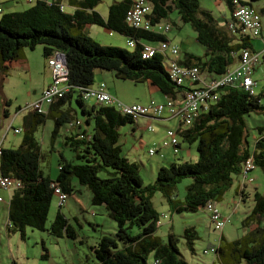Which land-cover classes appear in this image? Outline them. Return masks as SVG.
Masks as SVG:
<instances>
[{
  "label": "trees",
  "instance_id": "obj_1",
  "mask_svg": "<svg viewBox=\"0 0 264 264\" xmlns=\"http://www.w3.org/2000/svg\"><path fill=\"white\" fill-rule=\"evenodd\" d=\"M218 1L230 13L222 22L210 11L201 9L199 0H145L150 7L145 16L150 23L148 30L126 23V14L135 0L113 3L107 17L96 10L102 0L37 1L22 12H7L6 8L0 7V71L3 75L21 64L26 49L34 50L37 46H42L48 60L62 54L67 67L65 86L68 90L45 105L43 112L25 108L22 143L18 148L3 146L0 175L21 182L8 207L11 233H19L24 239L27 228L45 231L55 189L59 188L69 198L77 194L74 190L77 185L88 190L91 205L103 207L115 227L111 235L102 236L89 248L95 264H148L151 256L156 264H188L181 256L178 244L183 240L187 250L194 254V244L199 238L195 229L186 228L182 236L169 233L167 241H163L157 234L160 218L169 216L158 213L152 204L153 196L160 193L171 213L208 214L206 205L213 202L218 206L233 182L240 178L237 196L241 198L233 202L232 210L247 203L245 190L255 184L253 172L260 170L264 176V130L258 129L259 137L251 147L245 117L264 112L262 95L256 96L255 92L251 95L238 84L230 85L219 90L217 101L207 111L199 112L190 126L182 125L177 119L178 139L187 144L197 143V161L182 160L161 167L152 185H144L137 164L122 154L119 145L121 129L136 121L113 107L93 101V105L86 108L88 101L81 95L95 85L98 71H106L112 72L117 80L151 84L167 99L180 101L189 86H177L169 79L163 64L169 56L157 54L150 60L141 59L144 45L169 42L165 35L168 32H160L157 26L163 23H168L171 28L178 26L170 18L173 11L177 13L178 22L192 27L196 42L205 49L203 56L185 53L183 60L178 61L180 65L197 67L202 76L219 78L239 63L243 51L257 53L252 46L254 38L243 33L234 19L238 5L253 8L249 0ZM70 8L72 13L68 12ZM259 14L264 15V9ZM232 24L234 29L230 28ZM86 26H99L111 34L124 36L134 42V47L128 51L102 46L85 33ZM75 95L87 118V126L92 124L90 131L78 121L77 112L72 108ZM48 119L54 121L52 149L61 127L66 125L69 129L64 137L73 135L65 145L75 153L74 160L61 158L55 180L39 170L40 144L35 137ZM174 147L175 152L178 151L180 142ZM249 160L253 169L244 174ZM106 170L110 178L101 179L99 173ZM244 177L252 182L244 181ZM184 181L189 182L180 201L178 186ZM252 198L253 206L246 212L242 226L244 232L247 228L253 230L234 241L221 237L218 246L211 250L216 254V264H241L243 260L245 264H264V225L256 220L264 219V196L255 192ZM135 228L137 233L133 234ZM48 232L54 238L66 237L73 241L77 238L61 211L57 212ZM43 251L42 258H49L45 248Z\"/></svg>",
  "mask_w": 264,
  "mask_h": 264
},
{
  "label": "rangeland",
  "instance_id": "obj_2",
  "mask_svg": "<svg viewBox=\"0 0 264 264\" xmlns=\"http://www.w3.org/2000/svg\"><path fill=\"white\" fill-rule=\"evenodd\" d=\"M12 1L16 3L15 6L18 8V12L25 11L32 6V4L24 3L23 0ZM62 1L66 3L68 0ZM120 1L122 0H102L96 10L103 17H107L109 6ZM216 1L218 0H199V3L201 9L210 11L219 22H222L224 18H229L230 13L224 4L220 2L216 4ZM249 2L255 9L264 7V0H249ZM6 4L7 0H0V7L5 8ZM1 16L2 14H0V17ZM177 17L176 11H173L170 15L173 21H176ZM261 25L262 29H264V15H261ZM88 32L90 37L102 46L117 47L132 51V48L128 46V38L124 36L117 33L110 35L108 30L99 26H90ZM165 35L170 38L173 45L179 48L181 47L179 56L182 55L185 50H189L200 56H203L205 52V49L196 42V33L188 24L182 25L181 28L173 25L171 30ZM253 41L256 45V40ZM24 53L28 64L26 69L17 68L15 70H9L4 75L0 71V126L4 122V125L0 129V139L3 140V146L6 148H18L22 143L24 128L23 120L21 121L20 118L24 114L23 112L26 111L24 110L25 108L40 100V92L51 74V70H49V60L45 59L42 46H37L34 50L26 49ZM260 62L261 64L258 65L253 72L252 78L256 82L254 88L255 95H262L261 104L264 106L263 58H260ZM163 64L166 68V63L164 62ZM98 72L108 75L106 79L110 82L109 86L115 88L112 84L116 78L112 72ZM202 77L205 79L207 78L205 74ZM95 80H98V78ZM116 81H118L117 83L120 85H126L124 86L126 87L125 89L123 86H117V90L124 89L125 91H123L125 93H128L130 90L134 91V89L131 88L134 84L122 82L117 79ZM135 87V90L138 91L137 94L140 96V94L144 95L146 93V98H148V100L159 102L158 100L164 99V96L159 94L154 88L149 87L148 90L147 86L143 85H136ZM77 99V95L72 98V108L77 112L78 121L83 127L90 131L92 124L87 126V118L83 115L81 108L77 104ZM6 103H9V105H6ZM92 105V101L85 102L86 108H90ZM19 108L23 111L19 112ZM3 110L9 114L10 119L5 120ZM13 116L16 117L13 118ZM245 120L248 133L247 139L251 147H253L255 140L259 137L258 129L264 130V112L252 113L246 116ZM48 123L52 124L51 122ZM129 127L130 125L121 129V139L119 142L122 146V154L126 156L131 163H137L144 185L154 184L157 179V173L161 167H169L173 163L181 162L183 160L181 155H188V151L197 155V143H183L181 138H179L181 147H179L176 152L171 145L166 147L163 146V142L165 140L168 141L166 132L169 129H177V119H174L172 122H165L164 124L152 121L153 133L137 128L134 136L128 132L124 134L125 131L123 132V129ZM15 130H22V132L16 134ZM46 130L41 126L35 134L40 144L39 170L44 176L51 175L50 178L55 180L59 173V162L61 158L67 161H73L75 153L69 145L64 144L61 138L57 139V143L52 149L50 146L49 130ZM155 132L159 133V135L156 136L154 134ZM159 145L160 150L150 156L148 153L149 149H159ZM163 157H165V159H163ZM255 173H258L260 177L259 183L251 184L249 187L254 188L256 184H260V194L264 196V183L262 182V180L264 181V176L260 170H255L253 175H255ZM98 176L101 179L110 178L107 170L101 171ZM188 182L189 181H184L178 186L177 198L180 201L184 198L185 188ZM4 191L0 189V196L5 198L4 202L0 203V207L7 204V197ZM86 191L88 193V190ZM230 193L231 191L226 193L225 200L218 205V210L223 218L228 219L225 230L223 229V236H225L228 241H234L246 234L243 230L242 220L245 218L246 212L251 209L253 201L251 198L248 199L247 203L239 204L237 209H235L236 211L231 208L232 212L230 213V210L227 208V201ZM83 197H85V195H83ZM152 204L160 215L164 213L169 216L168 219L160 218L161 224L157 234L163 241H167V236L170 233L167 225H173L171 232L176 233L178 236H182L186 228L193 227L195 229L199 238L194 244V254H191V252L187 250L183 240L178 244L179 252L188 264L217 263L216 254L211 250L213 247L218 246L223 230L219 232L214 229V225L210 221L208 214L202 212L183 214L168 212V208L160 193H156L153 196ZM103 209L99 206H90L86 213L81 212L75 202L70 199H67L61 208L59 207L58 198L55 195L51 203L46 230L37 231L27 228L24 239L19 233H17V236L13 239H11L12 236L8 238L4 227V213L2 209H0V264H95L96 260L89 246L95 245L102 236L111 235V223L113 224ZM58 211L65 214L71 226L74 228L77 236L75 241L66 237L54 238L49 234L48 230ZM166 221H169V223ZM132 233L136 234L137 229L135 228ZM43 248L48 252L49 258H41L44 254ZM204 251H208V253L204 254ZM12 253H14L15 259L11 257ZM148 264H154L152 256L149 257ZM241 264H245V261L243 260Z\"/></svg>",
  "mask_w": 264,
  "mask_h": 264
},
{
  "label": "built area",
  "instance_id": "obj_3",
  "mask_svg": "<svg viewBox=\"0 0 264 264\" xmlns=\"http://www.w3.org/2000/svg\"><path fill=\"white\" fill-rule=\"evenodd\" d=\"M23 1L27 4H33L37 1L44 0ZM149 12L150 7L146 4L145 0H135L133 7L126 14V23L130 27L137 29L140 27H143L145 30L151 29L149 21L145 19L146 14ZM234 19L237 26L242 29L243 33L254 39L261 36V15L255 9L238 5L234 13ZM230 28L234 29L235 26L232 24ZM157 29L160 32L166 33L171 30V27L168 23H163L158 25ZM110 35L112 34L110 33ZM128 46L133 48L134 42L128 40ZM157 54L169 56V59H166V71L169 79L177 86H189V90L184 94L180 101L177 102L168 99L164 104L151 102L148 105H127L111 95L107 91L105 83H98L89 87L81 94L82 98L85 101H93L105 107H113L118 112L134 121L141 118H146L150 121H159L167 116L170 119H178L179 123L182 125L190 126L199 112L207 111L210 105L217 101L218 92L222 88L238 84L246 92L254 95L255 82L252 78V71L256 65H259V53L252 54L249 51H243L239 63L233 69L227 71L219 78H211L209 80L202 77L197 67H185L180 65L176 59H172L180 54V48L173 45L170 41L160 42L155 44V46L151 44L144 45L141 52V59L150 60ZM49 68L52 77L51 83L43 90L40 100L35 104L28 106L27 109L43 112L45 105H49L53 100L62 97L68 90L65 86L67 67L63 55L58 53L49 59ZM67 130L69 129L67 128L66 131ZM148 130L152 131V128L149 126ZM21 132L22 130H15L16 134ZM166 135L168 141L165 140L163 142L164 147L169 145L174 147L178 145L179 139L176 130L169 129L166 132ZM3 148V140L0 139V156L3 152ZM158 150H160V145L159 149L151 148L148 153L151 156ZM252 169L253 165L251 160H249L246 162L244 174H248ZM244 181H247L245 177ZM247 182L250 183L252 180ZM20 187V181L0 175V189L10 191ZM55 195L58 198L59 205H63L68 199V196L62 193L59 188L55 189ZM0 201H2L1 198ZM206 212L214 225V229L222 232L228 219L222 217L217 204L209 202L206 205ZM162 217L163 219L167 218L166 216Z\"/></svg>",
  "mask_w": 264,
  "mask_h": 264
},
{
  "label": "crops",
  "instance_id": "obj_4",
  "mask_svg": "<svg viewBox=\"0 0 264 264\" xmlns=\"http://www.w3.org/2000/svg\"><path fill=\"white\" fill-rule=\"evenodd\" d=\"M217 3H219V1H216V4ZM16 4H14V2L12 1V0H7V4L5 5V8H6V11L7 12H15V11H18V8L15 6ZM253 7V6H252ZM255 9V8H254ZM264 9V7H261V8H259V9H255V10H257L258 12H260L261 10H263ZM68 12L69 13H72L73 12V10L70 8L69 10H68ZM176 23H177V25H178V27L179 28H181V26H182V23H180V22H178V20H176L175 21ZM184 26V25H183ZM89 29H90V26H86V28H85V33H87L89 36H90V34H89ZM166 39L167 40H169L170 42H171V40H170V38H168L167 36H166ZM254 40H256V42H257V44L255 45L253 42L254 41H252V46H253V49H254V51L255 52H257V53H259L260 54V57H259V62H260V58H263V60H264V29H262L261 30V36L259 37V38H257V39H254ZM180 51H181V47H180ZM185 53H187V54H193V55H195V56H200V55H196V54H194V53H192V52H190L189 50H185V52L182 54V55H178L179 57H177V58H172V59H176L177 61H181V60H183V58H184V54ZM171 56V55H170ZM23 59H24V61H23ZM23 59H22V61H21V64H19L18 66H16V68L15 69H22V68H24V69H26L27 67H28V64H27V59H26V57H25V53H24V55H23ZM261 64V62L259 63V65ZM257 68V67H256ZM255 68V69H256ZM14 69V70H15ZM50 70V69H49ZM255 71V70H254ZM253 71V72H254ZM50 73H51V71H50ZM253 75V74H252ZM207 78V80H209V79H211V78H209V76L208 75H205ZM108 77V75H106V74H104V73H102V72H97L96 73V75H95V79H97L98 78V80H95V84H98V83H105V85H106V87H107V91L111 94V95H113L115 98H117L118 100H120L121 102H123V103H125V104H127V105H132V104H140V105H148L149 103H151V102H155V103H159V104H164V103H166V101L168 100L165 96H164V99L162 100V99H160V100H158L159 102H157V101H155V100H148V98H146V93L144 94V95H142V94H140V96L137 94V92L138 91H136L135 89H136V85H143V86H147V88H148V90H149V87H151V88H154L155 90H157L155 87H153L151 84H148V83H144V84H134L133 82H129V81H122V82H128V83H131V84H134L133 85V87H131L132 89H134V91H129L128 93H125L124 91V89L126 88V87H124V86H126V85H120L119 83H117L118 81H116V79L114 80V83L112 84L115 88H112L111 86H109L110 84V82L108 81V79H106ZM51 79H52V77H51V74H50V76H49V78L47 79V82L45 83V85L43 86V88H42V90H41V92H40V94H42V92H43V90H44V88H46L50 83H51ZM205 79V78H204ZM121 81V80H120ZM117 86H123L124 87V89H119V90H117L116 89V87ZM128 88V87H127ZM130 88V87H129ZM124 90V91H123ZM157 92L159 93V94H161L158 90H157ZM150 99H153V98H150ZM6 111L5 110H3V116H4V118H5V120H8V119H10V116H9V114L7 113H5ZM21 112H22V110H21ZM24 114L22 115V117L20 118L21 119V121L23 120V118H24V116L26 115V111L25 112H23ZM77 115V114H76ZM15 116H13V118H14ZM174 119H170L169 117H163L161 120H159V121H157V122H160L161 124H164L165 122H172ZM48 122H51L52 124H50V123H48ZM49 124V125H48ZM4 125V122L2 123V125L0 126V129L2 128V126ZM151 127L152 128V131H153V127H152V121H150V120H148V119H146V118H141V119H139V120H137L133 125H131L129 128H126V129H123V132H124V134L126 133V132H128V133H131L133 136H134V134H135V132H136V129L137 128H139V129H141V130H147V132H150V133H153L152 131H149L148 130V127ZM43 128H44V130H46V131H48L49 130V136H50V140L52 139L51 138V135H52V131H53V128H54V121L52 120V119H48L45 123H44V125H43ZM66 129H67V127H66V125H64L63 127H61L60 128V130H59V134H58V137H57V139L58 138H61V139H63V142H64V144L65 143H67L68 142V140L69 139H71V137L73 136H71L70 138H66V137H64V135L66 134L65 133V131H66ZM74 131V130H73ZM72 134H74L75 135V133H72ZM156 136H158L159 135V133H154ZM124 137V136H123ZM57 139L56 140H54L53 141V146L54 145H56V143H57ZM125 141V140H124ZM50 143H52L51 141H50ZM58 143H60V142H58ZM154 144V143H153ZM119 145H120V142H119ZM6 148V147H5ZM121 148H122V146H121ZM181 157H183L182 159H183V161H189V162H196L197 161V155H194L192 152H189L188 151V155H186V154H184V155H181ZM128 159V158H127ZM163 159H165V157L163 158ZM137 164V163H136ZM263 175V174H262ZM253 176V178L255 179V183H259L258 181L260 180V177H259V175H258V173H255V175H252ZM48 177L50 178L51 177V175H48ZM51 179V178H50ZM262 182L264 183V181L262 180ZM240 184H241V182H240V178L239 179H237L236 181H234L233 182V185H232V187H231V189L229 190V191H231V193L229 194V198H228V201H227V208L230 210V213L232 212L231 211V208H233V202H237V201H239L240 200V195L239 196H237L238 195V188H239V186H240ZM251 187H247L246 188V190H245V196L247 197V199H252V201H253V198H252V196L254 195V193L255 192H258V193H260V184H256L255 186H254V188H251ZM3 190V189H2ZM19 189H12V190H10V191H4L5 192V196L7 197V204L5 205V206H2V207H0V209H2V211H3V213H4V219H5V225H4V227H5V231H6V235L8 236V238H10L11 236V239H13L15 236H17V234H14V233H11L10 231H9V228H11V225H10V223H9V215H8V213H9V209H8V207H9V203H10V200H11V198L13 197V195L18 191ZM74 190L77 192V194H74V195H71V196H69V198L68 199H70V200H73L74 202H75V204H76V206L77 207H79V209L81 210V212H87L88 210H89V207L90 206H92L91 205V195H90V193L88 192L87 193V191H86V189H83V188H81V187H79V186H77V185H75L74 186ZM85 193V194H84ZM83 195H85V197H83ZM225 196H226V194H225ZM225 196H224V199H223V201L225 200ZM0 198H1V200L2 201H0V203H3L4 202V199L5 198H3L2 196H0ZM88 200V201H87ZM164 200V199H163ZM246 200V199H245ZM166 204V203H165ZM253 204V203H252ZM167 206V205H166ZM253 206V205H252ZM102 209H103V207H101ZM167 208H168V206H167ZM104 210V209H103ZM105 211V210H104ZM168 212H170L169 211V209H168ZM250 212V211H249ZM248 212V213H249ZM106 213V212H105ZM64 214V213H63ZM164 214V213H163ZM65 215V214H64ZM246 217V216H245ZM168 219V218H167ZM245 219V218H244ZM243 219V220H244ZM257 220V222H260L261 223V226H263L264 225V219L263 220H260V219H256ZM87 222V221H86ZM166 222H168L169 223V221H166ZM88 223V222H87ZM159 224H161V223H159ZM89 225H92V224H89ZM96 225H98V224H96ZM111 231H114L115 230V227H114V225L111 223ZM169 228H168V230L170 231V233H172L171 231H172V229H173V225H167ZM224 230H225V228H224ZM224 230H223V232H222V236L221 237H225V236H223V234H224ZM251 230H253V229H249V228H247V229H245V232L247 233V232H250ZM174 233V232H173ZM176 234V233H175ZM25 236H26V232H25ZM220 237V238H221ZM225 239H227L226 237H225ZM91 246H89V248H90ZM47 254H48V252H47ZM11 257L12 258H14L15 259V256H14V253H12V255H11ZM49 257V256H48ZM42 258V257H41ZM26 260H28V259H26ZM21 264H23V263H21ZM52 264V263H51ZM154 264H156V262H154Z\"/></svg>",
  "mask_w": 264,
  "mask_h": 264
},
{
  "label": "clouds",
  "instance_id": "obj_5",
  "mask_svg": "<svg viewBox=\"0 0 264 264\" xmlns=\"http://www.w3.org/2000/svg\"><path fill=\"white\" fill-rule=\"evenodd\" d=\"M172 43V42H171ZM96 85V84H95Z\"/></svg>",
  "mask_w": 264,
  "mask_h": 264
}]
</instances>
